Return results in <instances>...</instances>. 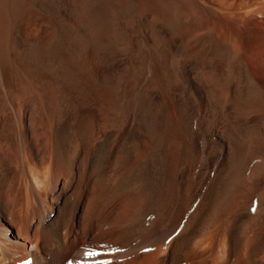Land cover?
Wrapping results in <instances>:
<instances>
[{"label": "bare ground", "instance_id": "6f19581e", "mask_svg": "<svg viewBox=\"0 0 264 264\" xmlns=\"http://www.w3.org/2000/svg\"><path fill=\"white\" fill-rule=\"evenodd\" d=\"M106 262L264 264V0H0V264Z\"/></svg>", "mask_w": 264, "mask_h": 264}, {"label": "rangeland", "instance_id": "374dc122", "mask_svg": "<svg viewBox=\"0 0 264 264\" xmlns=\"http://www.w3.org/2000/svg\"><path fill=\"white\" fill-rule=\"evenodd\" d=\"M7 226H9V232H8V235L10 237L11 240H15V235L17 233L16 229L12 226H10L9 224H7ZM11 232V233H10ZM15 233V234H14ZM14 235V236H13Z\"/></svg>", "mask_w": 264, "mask_h": 264}, {"label": "snow or ice", "instance_id": "6c2138e0", "mask_svg": "<svg viewBox=\"0 0 264 264\" xmlns=\"http://www.w3.org/2000/svg\"><path fill=\"white\" fill-rule=\"evenodd\" d=\"M87 255L91 256V255H95V253L94 252H88ZM106 264H107V262H106Z\"/></svg>", "mask_w": 264, "mask_h": 264}]
</instances>
